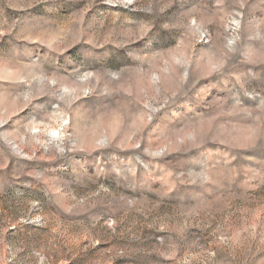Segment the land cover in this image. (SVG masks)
<instances>
[{
    "label": "rangeland",
    "instance_id": "obj_1",
    "mask_svg": "<svg viewBox=\"0 0 264 264\" xmlns=\"http://www.w3.org/2000/svg\"><path fill=\"white\" fill-rule=\"evenodd\" d=\"M0 264H264V0H0Z\"/></svg>",
    "mask_w": 264,
    "mask_h": 264
}]
</instances>
